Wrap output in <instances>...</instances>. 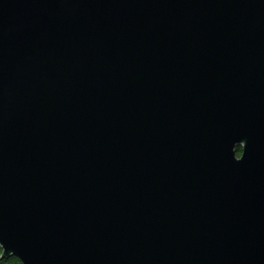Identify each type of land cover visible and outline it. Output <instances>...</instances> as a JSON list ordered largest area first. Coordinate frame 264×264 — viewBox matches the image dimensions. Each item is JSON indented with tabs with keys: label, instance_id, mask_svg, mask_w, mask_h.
Returning <instances> with one entry per match:
<instances>
[{
	"label": "water",
	"instance_id": "1",
	"mask_svg": "<svg viewBox=\"0 0 264 264\" xmlns=\"http://www.w3.org/2000/svg\"><path fill=\"white\" fill-rule=\"evenodd\" d=\"M0 250L264 264V0H0Z\"/></svg>",
	"mask_w": 264,
	"mask_h": 264
},
{
	"label": "trees",
	"instance_id": "2",
	"mask_svg": "<svg viewBox=\"0 0 264 264\" xmlns=\"http://www.w3.org/2000/svg\"><path fill=\"white\" fill-rule=\"evenodd\" d=\"M240 151H241L240 148H238L237 153H236L237 156L240 155ZM0 264H21V263L19 262L17 258L10 256L7 258L0 259Z\"/></svg>",
	"mask_w": 264,
	"mask_h": 264
}]
</instances>
